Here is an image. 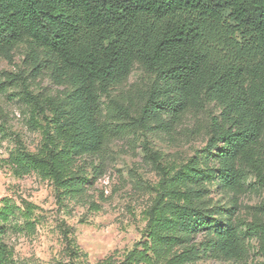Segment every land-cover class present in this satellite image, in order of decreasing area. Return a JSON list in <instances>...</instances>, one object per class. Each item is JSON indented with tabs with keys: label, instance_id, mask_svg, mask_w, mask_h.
<instances>
[{
	"label": "trees",
	"instance_id": "16d2710c",
	"mask_svg": "<svg viewBox=\"0 0 264 264\" xmlns=\"http://www.w3.org/2000/svg\"><path fill=\"white\" fill-rule=\"evenodd\" d=\"M20 44L25 66L0 73V94L15 89L41 138L28 149L0 110V141L13 142L0 165L13 176L34 173L56 204L97 210L88 187L107 143L144 137L157 181L141 237L97 264H264V0H0V57L12 63ZM135 69L140 80L124 87ZM45 76L52 87L35 90ZM157 133L206 141L178 160L151 146ZM255 189L261 201L238 217L239 197ZM26 204L1 198L0 233L16 213L34 230ZM61 226L65 257L51 264H85ZM0 264H17L1 237Z\"/></svg>",
	"mask_w": 264,
	"mask_h": 264
},
{
	"label": "rangeland",
	"instance_id": "374dc122",
	"mask_svg": "<svg viewBox=\"0 0 264 264\" xmlns=\"http://www.w3.org/2000/svg\"><path fill=\"white\" fill-rule=\"evenodd\" d=\"M25 53V47L20 44L13 51L12 63L0 57V73L22 69L25 66ZM140 77V71L135 69L124 87H129ZM33 84L35 90L39 86L52 87L46 76L41 80L36 79ZM0 110L7 115L12 133L20 134L27 148L34 150L40 143L41 134L25 127L23 107L14 88L0 94ZM200 118L204 120L205 114H201ZM187 125H192V122L187 121ZM143 139L141 133L125 134L107 143L103 154L104 173L88 187L92 201L98 205L97 210L68 202H65L68 206H60L56 204L53 187L48 181L34 173L18 178L0 165V200L8 196L21 209L29 203L28 206L33 209L31 217L36 223L34 230L29 232L23 226L20 214L16 213L0 233L2 240L12 247L17 264H51L56 258L64 260V244L60 233L62 223L69 226L71 237L83 256L80 260L85 264H97L114 252L121 253L130 248L141 237L145 225L142 211L152 197L150 186L157 181L156 172L143 152ZM147 139L154 149L179 160L202 147L206 136H187L171 143L163 140L162 133H157L149 134ZM12 148V141L1 140L0 158L6 157ZM211 196L222 203L227 201L226 196L215 189ZM261 197L262 193L258 189L241 195L237 216L248 218L245 207L259 203ZM196 239L199 241L201 237ZM251 243L254 248L255 241ZM200 262L218 264L206 258Z\"/></svg>",
	"mask_w": 264,
	"mask_h": 264
}]
</instances>
